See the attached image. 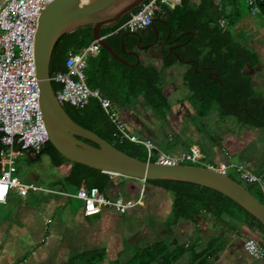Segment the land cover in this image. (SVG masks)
<instances>
[{
	"label": "trees",
	"instance_id": "1",
	"mask_svg": "<svg viewBox=\"0 0 264 264\" xmlns=\"http://www.w3.org/2000/svg\"><path fill=\"white\" fill-rule=\"evenodd\" d=\"M259 7L260 15L264 18V0H259ZM223 13L224 9L214 0H198L197 3L193 0H181L180 5L174 8L163 6L155 17L161 21L154 19L151 26L140 31L114 33L127 20L128 14L115 26L102 29L100 33L102 37H107L105 40L114 51L135 65L136 58L122 52L121 42L124 41L127 50H134L138 44V37L133 33H137L142 38L143 45L153 44L155 42L153 26L155 25L161 42L167 46L164 69L172 68L177 62L183 64L189 62L190 68L183 74V83L192 92V108L197 117L204 118L216 105L222 117L233 116L243 126L264 129V98L255 93L251 77L245 73L247 66L257 64V56L241 45L235 35V27L240 21L236 17L238 13L229 15L228 21ZM222 19H226L227 22L225 29L219 25ZM92 31V26H84L63 35L58 40L50 62L51 78L57 73L67 71L65 63L69 52L79 53L93 42ZM126 33L130 34L125 35ZM169 41H173L177 46L174 50L177 56L170 52ZM118 69L123 70L121 75ZM200 69L203 70L199 72ZM86 71V84L90 88L99 89L102 95L109 99L111 105L123 100V96L117 92L123 88V80L126 79L129 89L126 98L129 102L142 98L155 117L162 118L171 111L169 96L162 82V72L147 68L142 63L133 67L122 64L103 48L97 56L88 57ZM52 86L55 94L61 88L54 81ZM63 107L78 125L94 132L120 151L141 161H147V155H143L146 150L144 146L119 140L118 131L97 100H90L83 108L69 104H64ZM2 137L0 133V151L3 149ZM44 154L51 156L55 167H61L65 163L70 164L63 183L76 190L95 187L104 194L112 181L107 173L63 158L50 143L43 146L37 157ZM185 165L191 164L185 163ZM233 174L230 173L228 176L243 184L242 179ZM127 180L141 183L135 179ZM142 184L143 187L145 186V191L150 185L173 195L171 221L167 222L168 227L177 226L180 221H186L198 227L200 219H203L212 222L215 228L220 229V235L213 236L201 250H198V247L203 243L204 238L199 230L197 240L189 244H180L178 241L167 244L157 240L136 248L127 262L119 264H176L186 255L191 260L190 264H215L220 254L224 252L223 240L226 234L243 236L245 232L264 238V226L259 221L235 202L214 190L178 181L147 180ZM243 185L264 204L262 191L257 184ZM125 199L129 198L125 197ZM144 200L145 196L141 205ZM257 242L264 249V242ZM102 258L103 256L94 264H99Z\"/></svg>",
	"mask_w": 264,
	"mask_h": 264
},
{
	"label": "built area",
	"instance_id": "2",
	"mask_svg": "<svg viewBox=\"0 0 264 264\" xmlns=\"http://www.w3.org/2000/svg\"><path fill=\"white\" fill-rule=\"evenodd\" d=\"M55 0H2L0 3V133L3 135V149L0 151V164L4 167L0 174V204H5L11 192L25 197L30 191H45L33 183H22L16 176L17 158L29 151L40 154L48 143L43 114L40 105V90L35 64V38L39 18L44 9ZM181 0H147L138 10L129 14L114 33L136 32L153 24L156 15L163 6L174 8ZM253 14H260L259 0H246ZM226 28L224 20L219 21ZM100 37L79 53L69 52L66 59V72H60L51 78L61 86L56 93L61 105L69 104L83 108L90 100H97L104 113L118 131L120 141H128L145 147L147 161L153 158V144L130 132L119 115L112 109L108 98L99 89L86 84L87 59L97 56L101 50ZM202 160L198 148L191 147L180 156L162 154L155 162L174 166L198 165ZM222 175H238L244 184H257L264 198V172L254 174L243 165L222 162L205 166ZM115 176L110 175L113 179ZM144 183V182H143ZM144 196L142 189L138 199H125L119 193L114 199L106 198L98 188L79 189L73 197L83 203L85 216H95L104 209H110L119 215L141 205ZM247 254L255 259L264 258V249L253 239L244 244Z\"/></svg>",
	"mask_w": 264,
	"mask_h": 264
},
{
	"label": "rangeland",
	"instance_id": "3",
	"mask_svg": "<svg viewBox=\"0 0 264 264\" xmlns=\"http://www.w3.org/2000/svg\"><path fill=\"white\" fill-rule=\"evenodd\" d=\"M214 1L224 9L223 16H226L227 21L232 13H238L236 17L239 20L251 13L246 0ZM193 2L197 3L198 0H193ZM258 17L264 19L261 15ZM189 68L188 64L181 62H177L169 69L163 67L162 82L166 93L168 92L171 106V111L164 117H155L146 102L139 101L141 98L135 102H129L126 98L129 92L126 79L123 80V88L117 92L123 96V100L115 104L112 109L126 124L128 130L133 129L143 140H149L153 144L155 149L152 161L157 160L162 154L172 157L180 156L191 145H197L203 153V159L200 164L196 165L198 167L207 166L209 163L216 165L226 162L227 159L221 152L222 148L235 153L232 155V164L243 165L252 171L264 166V129L243 126L233 116L222 117L216 105L204 118L196 116L192 108V92L184 85L183 74L177 73L175 78L169 75L170 71L186 72ZM122 71V69L118 71L120 75ZM174 81L177 82L178 87H173ZM258 86L253 85L255 93L264 98V91ZM144 154L147 155L146 150ZM255 162L256 167L253 164ZM16 166L18 170L16 176L25 182L53 187L52 178L67 171L70 164L65 163L61 167H55L48 154L42 155L37 161H32L24 153L17 158ZM233 176L237 177L236 174ZM142 187V183L127 180L119 188L128 195L129 199L136 200ZM144 192L146 194H144L143 204L129 211L123 218L127 225L125 232L135 237L134 244L128 242L126 247L129 249L131 246H134V249L143 247L149 242L157 241V238H164L170 234L165 222L171 221L173 195L150 185L146 187V191L144 189ZM258 198L261 199L260 196ZM229 223L234 224L231 221ZM179 224L177 229L173 228L174 226L169 228L174 229L172 230L174 235L186 243H190L188 239L195 240L197 231H201L204 239L198 250L204 248L213 236L220 235V229L215 228L212 222L203 219H200L198 227L186 221H180ZM149 232H152V237L146 236ZM139 235H144L147 239L140 241ZM250 238L260 243L264 242V238L256 234L250 235L245 232L243 236L226 234L223 240L224 252L220 254L215 264H264V259H255L245 252L244 244Z\"/></svg>",
	"mask_w": 264,
	"mask_h": 264
},
{
	"label": "crops",
	"instance_id": "4",
	"mask_svg": "<svg viewBox=\"0 0 264 264\" xmlns=\"http://www.w3.org/2000/svg\"><path fill=\"white\" fill-rule=\"evenodd\" d=\"M259 15L251 12L250 15L244 16L235 27V35L241 45L257 56V64L247 66L245 73L251 77L254 86L259 84L258 87L264 91V19H260ZM222 20L227 26L226 19ZM166 47L159 38V41L150 48L138 50L136 47L134 51L138 53L140 63L145 67L161 72ZM177 73L184 74V71H170L169 75L175 78ZM172 85L174 88L178 87L175 81ZM141 100L143 99L139 101ZM114 105L111 106L114 108ZM129 131L141 138L133 129ZM191 147L198 148L203 159L201 149L197 145H191L188 149ZM229 151L221 149L227 159L226 162L231 163L232 155L235 153ZM25 154L32 161L40 158L37 155L29 156L28 152ZM253 164L256 167V162ZM3 169L0 164V174ZM248 170L258 174L264 172V166L254 171ZM68 171L69 168L52 178L53 187L35 184L45 191H30L25 197L11 192L6 203L0 204V264H94L99 262L102 256L99 264H119L127 262L132 257L136 248L131 246L129 249L126 246L129 241L134 244L135 237L125 232L127 225L124 217L110 209H104L95 216H85L83 203L73 197L78 190L63 183ZM127 179L115 176L102 194L108 199H114L119 193L129 198L119 188ZM19 180L25 184L33 183L20 178ZM165 224L168 227L166 222ZM179 225L173 228L177 229ZM168 229L169 236L157 240L167 244L173 241L186 243L174 235L172 232L174 229L169 227ZM148 235L153 236L152 232L146 234ZM140 236H138L140 241L147 239L144 235ZM188 240L190 243L194 242ZM151 243L153 241L148 244ZM190 261L186 255L176 264H190Z\"/></svg>",
	"mask_w": 264,
	"mask_h": 264
},
{
	"label": "water",
	"instance_id": "5",
	"mask_svg": "<svg viewBox=\"0 0 264 264\" xmlns=\"http://www.w3.org/2000/svg\"><path fill=\"white\" fill-rule=\"evenodd\" d=\"M146 1L55 0L41 13L35 38V64L48 143L68 161L116 177L141 182L147 180L187 182L209 188L235 202L264 226V204L256 199L243 184L206 167L166 166L134 158L94 132L78 125L58 101L50 77L51 57L58 40L63 35L84 26H92L93 40H99L102 29L115 26L123 17L140 8ZM155 20L161 21L160 19ZM153 27L155 30L153 44H155L160 37L156 26ZM133 34L138 37V50H146L153 45H143L142 38L137 33ZM99 43L122 64L133 67L140 63L138 53L134 50H127L124 41L121 42L122 52L125 55L134 56L137 60L135 65L114 51L105 39L100 40ZM169 50L177 56L173 48ZM202 70L200 69L199 72ZM28 154L29 156L34 155L33 151H29Z\"/></svg>",
	"mask_w": 264,
	"mask_h": 264
},
{
	"label": "flooded vegetation",
	"instance_id": "6",
	"mask_svg": "<svg viewBox=\"0 0 264 264\" xmlns=\"http://www.w3.org/2000/svg\"><path fill=\"white\" fill-rule=\"evenodd\" d=\"M168 43H169V48H173L174 50L177 48V46L173 41H169Z\"/></svg>",
	"mask_w": 264,
	"mask_h": 264
},
{
	"label": "bare ground",
	"instance_id": "7",
	"mask_svg": "<svg viewBox=\"0 0 264 264\" xmlns=\"http://www.w3.org/2000/svg\"><path fill=\"white\" fill-rule=\"evenodd\" d=\"M83 1H87V0H83Z\"/></svg>",
	"mask_w": 264,
	"mask_h": 264
}]
</instances>
